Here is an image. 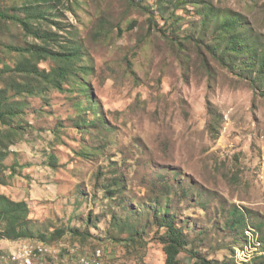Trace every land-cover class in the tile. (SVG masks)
<instances>
[{
  "label": "rangeland",
  "instance_id": "obj_1",
  "mask_svg": "<svg viewBox=\"0 0 264 264\" xmlns=\"http://www.w3.org/2000/svg\"><path fill=\"white\" fill-rule=\"evenodd\" d=\"M0 103V193L28 206L0 252L166 264L167 212L185 264L263 254L264 0H0Z\"/></svg>",
  "mask_w": 264,
  "mask_h": 264
},
{
  "label": "trees",
  "instance_id": "obj_2",
  "mask_svg": "<svg viewBox=\"0 0 264 264\" xmlns=\"http://www.w3.org/2000/svg\"><path fill=\"white\" fill-rule=\"evenodd\" d=\"M25 25H26L25 28L28 31H31L26 22ZM227 26H229L228 23L226 24V27ZM17 50L22 52L29 51L34 54L37 53V55H39V58L41 57L46 58V56L49 55L50 53V51L47 50L46 48H39V50L38 49L24 50L21 48H17ZM70 55L72 54H62L61 59L65 62L60 63V66L57 69H54L52 80L55 82L58 88H61V81L66 78V73L68 71L67 66L70 65L69 63L66 62V60H70L69 58ZM4 106L5 105L0 103V123L7 122L6 118L8 117V114L6 113V109ZM6 169L8 168L0 165V184H4L1 179V174ZM13 174H14V170H12L11 172L12 176ZM230 213L233 215V219H231L230 221L231 224L234 225L245 221L247 217L246 215H249L251 213V210L250 211L246 209L242 210L238 206H233ZM27 216H28V206L26 202H17L11 200L8 197H6L4 194L0 193V222L4 221L5 219L10 220V224H12L13 231L15 232L16 225L19 223V220L22 217H27ZM158 224L161 227L167 228L166 236L161 240V242L164 244V251L166 254V264H185L178 258V255L182 252L183 248L188 244V238L185 232L175 224L174 219L167 212L165 213L164 217L160 218ZM256 228L261 233V241H262L261 244L263 247V254L261 256H258L257 259L254 258L256 260L255 264H264V221L258 222L256 224ZM57 233L59 234V236H61L63 234V231H59ZM45 242L48 243V241ZM96 249L97 248H95L94 251H92V253H94ZM188 264H215V262L206 257L196 255L195 259L192 262H189ZM222 264H234V263L233 262L231 263V261L229 262L224 261Z\"/></svg>",
  "mask_w": 264,
  "mask_h": 264
},
{
  "label": "built area",
  "instance_id": "obj_3",
  "mask_svg": "<svg viewBox=\"0 0 264 264\" xmlns=\"http://www.w3.org/2000/svg\"><path fill=\"white\" fill-rule=\"evenodd\" d=\"M54 246L45 241L24 240L10 250L0 252V264H46L55 258ZM102 252L96 249L94 253L83 254L79 264H102Z\"/></svg>",
  "mask_w": 264,
  "mask_h": 264
},
{
  "label": "bare ground",
  "instance_id": "obj_4",
  "mask_svg": "<svg viewBox=\"0 0 264 264\" xmlns=\"http://www.w3.org/2000/svg\"><path fill=\"white\" fill-rule=\"evenodd\" d=\"M254 232H256V231H254ZM248 233L251 234V236H252V238H253V234H254V233H252V231H248ZM249 234H248V235H249ZM249 236H250V235H249ZM255 241H256V240H255ZM249 242H250V241H249ZM249 242H248V243H249ZM252 242H253V241H252ZM248 243H247V244H248ZM248 245H249V244H248ZM253 245H254V244H253ZM255 245H256V244H255ZM237 250L240 252V249H237ZM255 250H257V248H255ZM258 250H259V249H258ZM260 250H261V249H260ZM236 253H237V252H236ZM243 253H244V252H243ZM250 253H251V252H250ZM244 254H245V253H244ZM239 259H240V258H239ZM242 259H243V258H242ZM246 262H248V261H246Z\"/></svg>",
  "mask_w": 264,
  "mask_h": 264
},
{
  "label": "clouds",
  "instance_id": "obj_5",
  "mask_svg": "<svg viewBox=\"0 0 264 264\" xmlns=\"http://www.w3.org/2000/svg\"><path fill=\"white\" fill-rule=\"evenodd\" d=\"M247 230V229H246Z\"/></svg>",
  "mask_w": 264,
  "mask_h": 264
}]
</instances>
